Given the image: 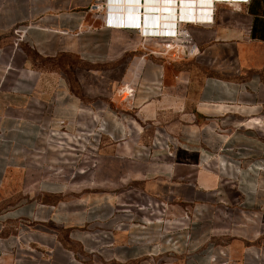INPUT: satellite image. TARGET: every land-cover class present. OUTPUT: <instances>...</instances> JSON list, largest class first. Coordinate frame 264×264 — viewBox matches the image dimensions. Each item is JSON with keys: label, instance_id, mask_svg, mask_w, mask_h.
Segmentation results:
<instances>
[{"label": "crops", "instance_id": "crops-1", "mask_svg": "<svg viewBox=\"0 0 264 264\" xmlns=\"http://www.w3.org/2000/svg\"><path fill=\"white\" fill-rule=\"evenodd\" d=\"M128 1L0 0V264H264V0H216L193 56L105 26ZM96 117L95 163L45 147Z\"/></svg>", "mask_w": 264, "mask_h": 264}, {"label": "built area", "instance_id": "built-area-1", "mask_svg": "<svg viewBox=\"0 0 264 264\" xmlns=\"http://www.w3.org/2000/svg\"><path fill=\"white\" fill-rule=\"evenodd\" d=\"M218 1L232 4L233 2L246 3L248 0ZM128 2H134L136 5L133 7H124L123 10H129V12L124 13L123 22L117 20V18L122 17V13H110V17H108L107 21L103 18V24L111 28L134 30L141 38L155 40L163 44L164 48L167 50H182L184 55L193 56L197 54V50L187 30V25L211 23L213 16L212 9H214L212 5L215 3V0H206L203 2L200 0H168L166 3L170 4L168 10L171 13L163 15L162 19H158L156 13L151 15V19H146L144 14L139 15L135 13V11L140 10V5L138 6L139 8L136 7L137 3H140V1L131 0ZM161 2H163V0ZM186 4L190 5L188 6L189 8L182 7V11L178 13L181 19L176 20L174 17L176 6ZM199 4H206V6L200 7L198 6ZM207 4L209 6H207ZM180 6L178 8H180ZM198 9L201 13L195 14V11H198ZM163 18H168V20H163ZM141 22L143 24L142 27H140ZM123 90L126 95H130V89L124 86ZM103 134H105L104 122L99 117H96L91 119L89 125H76L72 129H69L64 121H58L54 126L47 125L43 127L41 138L45 147L58 148L72 155L74 161L81 160L84 156H89L93 158V162L95 163L94 159L96 158ZM175 147L174 139L164 129L154 128L149 144L140 145L138 147L139 151L136 154L144 157V159L151 160L154 158L153 151L161 150L164 151L166 157L171 159L174 155ZM223 165L224 163H219L220 170L223 169ZM187 217L188 215L185 212L183 214V219H187ZM120 227H124L122 223L117 226V228ZM221 264L224 263L222 262Z\"/></svg>", "mask_w": 264, "mask_h": 264}, {"label": "clouds", "instance_id": "clouds-1", "mask_svg": "<svg viewBox=\"0 0 264 264\" xmlns=\"http://www.w3.org/2000/svg\"><path fill=\"white\" fill-rule=\"evenodd\" d=\"M106 2H109L110 0H105ZM215 2H216V0H215ZM219 2V1H218ZM213 6V5H212ZM107 9H109V8H107ZM107 9H106V12H105V14H104V16H105V21H107V19H108V17H110V12L109 11H107ZM213 10V9H212ZM123 17H124V14H123ZM178 19H181V16H179L176 20H178ZM142 22L140 23V27H142Z\"/></svg>", "mask_w": 264, "mask_h": 264}, {"label": "bare ground", "instance_id": "bare-ground-1", "mask_svg": "<svg viewBox=\"0 0 264 264\" xmlns=\"http://www.w3.org/2000/svg\"><path fill=\"white\" fill-rule=\"evenodd\" d=\"M169 4V3H168ZM121 9V8H120ZM123 9V8H122ZM180 10V11H179ZM182 11V8L180 7V8H178V5L176 6V11H175V18L177 19L179 16H178V13L179 12H181ZM200 14L201 12L199 11V9H198V11H195V14ZM119 21V20H118ZM121 21V20H120Z\"/></svg>", "mask_w": 264, "mask_h": 264}, {"label": "rangeland", "instance_id": "rangeland-1", "mask_svg": "<svg viewBox=\"0 0 264 264\" xmlns=\"http://www.w3.org/2000/svg\"><path fill=\"white\" fill-rule=\"evenodd\" d=\"M227 207V206H226Z\"/></svg>", "mask_w": 264, "mask_h": 264}]
</instances>
